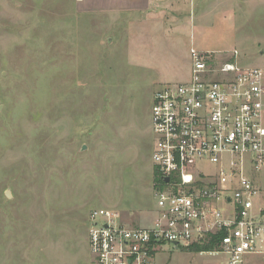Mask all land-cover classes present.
<instances>
[{"label":"rangeland","instance_id":"rangeland-1","mask_svg":"<svg viewBox=\"0 0 264 264\" xmlns=\"http://www.w3.org/2000/svg\"><path fill=\"white\" fill-rule=\"evenodd\" d=\"M204 1L149 24L78 13L76 0H0V264H94L93 211L134 226L155 216V92L183 81L191 48L214 67L236 49L264 68V0ZM223 260L169 244L156 264Z\"/></svg>","mask_w":264,"mask_h":264},{"label":"built area","instance_id":"built-area-1","mask_svg":"<svg viewBox=\"0 0 264 264\" xmlns=\"http://www.w3.org/2000/svg\"><path fill=\"white\" fill-rule=\"evenodd\" d=\"M191 73L153 97V162L163 186L155 216L127 225L119 214L90 215L94 264H156L165 245L203 243L224 232L223 264H264V68L191 48ZM169 177V181H166Z\"/></svg>","mask_w":264,"mask_h":264},{"label":"crops","instance_id":"crops-1","mask_svg":"<svg viewBox=\"0 0 264 264\" xmlns=\"http://www.w3.org/2000/svg\"><path fill=\"white\" fill-rule=\"evenodd\" d=\"M193 1L195 4L196 0ZM233 1L235 0H227L226 2L230 5ZM239 1L243 3L244 0ZM204 3L207 5L206 0ZM175 4H177V0H76V10L78 13H92L95 15L131 14L133 18L140 15L144 20L143 22L150 24L151 20H155V16H159L164 12L162 9ZM232 58L233 56H228V59ZM189 69L183 81L190 77L191 65ZM259 183L264 188V177ZM260 202L264 204V196L260 199Z\"/></svg>","mask_w":264,"mask_h":264},{"label":"trees","instance_id":"trees-1","mask_svg":"<svg viewBox=\"0 0 264 264\" xmlns=\"http://www.w3.org/2000/svg\"><path fill=\"white\" fill-rule=\"evenodd\" d=\"M224 235V232L212 235L210 238L205 240L203 243H194L190 247L196 252H210L218 249L219 241Z\"/></svg>","mask_w":264,"mask_h":264},{"label":"water","instance_id":"water-1","mask_svg":"<svg viewBox=\"0 0 264 264\" xmlns=\"http://www.w3.org/2000/svg\"><path fill=\"white\" fill-rule=\"evenodd\" d=\"M166 181H169V177H166Z\"/></svg>","mask_w":264,"mask_h":264}]
</instances>
